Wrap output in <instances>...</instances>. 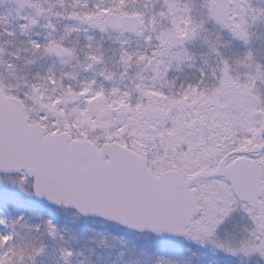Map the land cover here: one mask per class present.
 I'll list each match as a JSON object with an SVG mask.
<instances>
[{
    "label": "snow or ice",
    "instance_id": "snow-or-ice-1",
    "mask_svg": "<svg viewBox=\"0 0 264 264\" xmlns=\"http://www.w3.org/2000/svg\"><path fill=\"white\" fill-rule=\"evenodd\" d=\"M257 23L252 0H0V264H264V64L223 52Z\"/></svg>",
    "mask_w": 264,
    "mask_h": 264
},
{
    "label": "rangeland",
    "instance_id": "rangeland-1",
    "mask_svg": "<svg viewBox=\"0 0 264 264\" xmlns=\"http://www.w3.org/2000/svg\"><path fill=\"white\" fill-rule=\"evenodd\" d=\"M252 2L256 6H264L263 0H252ZM250 31H251V36H250L249 44L244 45L240 41L231 40L230 43L228 44V47L223 49V52L227 56L235 57L238 55H242L244 52L248 50H251L256 61L264 64V23L254 24ZM224 39L228 40L229 38L225 35ZM196 41L199 42L198 45L201 46V49H204L203 51L206 52V47L203 46L202 41L200 40H196ZM102 43H104L105 47L112 46L111 41L108 40L106 36L103 38ZM133 46L134 47L136 46L135 41H133ZM209 60L211 63L213 64L215 63L214 58L210 57ZM51 64H52L51 58L45 59L43 61L38 62L37 65L33 66L32 71L35 72L37 70H43L44 68H47ZM244 71H245L244 69H240L241 76H243ZM90 75H91L90 73H82L81 78H84ZM50 255H51V249H50ZM41 264H50V257L45 256L41 258Z\"/></svg>",
    "mask_w": 264,
    "mask_h": 264
},
{
    "label": "flooded vegetation",
    "instance_id": "flooded-vegetation-1",
    "mask_svg": "<svg viewBox=\"0 0 264 264\" xmlns=\"http://www.w3.org/2000/svg\"><path fill=\"white\" fill-rule=\"evenodd\" d=\"M198 44H199L198 41H195V42L193 41V43L191 45H189L188 47L199 58V56L203 55L205 52L203 51L204 49H201V46H199ZM10 48H11V46H10ZM10 50H12V49H10ZM211 64H213V63H211ZM199 66H200V60L197 59L194 62L193 66H191V67H189L188 65H184L183 71L182 72H176V76H178L180 78V81L181 80H183V81L192 80L199 75L198 71H197V68Z\"/></svg>",
    "mask_w": 264,
    "mask_h": 264
}]
</instances>
